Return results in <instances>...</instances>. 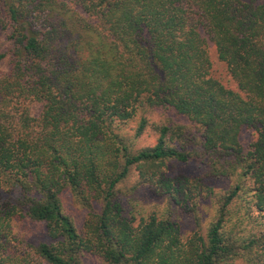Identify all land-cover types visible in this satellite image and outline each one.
Returning a JSON list of instances; mask_svg holds the SVG:
<instances>
[{
    "label": "trees",
    "instance_id": "1",
    "mask_svg": "<svg viewBox=\"0 0 264 264\" xmlns=\"http://www.w3.org/2000/svg\"><path fill=\"white\" fill-rule=\"evenodd\" d=\"M0 31V264H264V0H0Z\"/></svg>",
    "mask_w": 264,
    "mask_h": 264
},
{
    "label": "rangeland",
    "instance_id": "2",
    "mask_svg": "<svg viewBox=\"0 0 264 264\" xmlns=\"http://www.w3.org/2000/svg\"><path fill=\"white\" fill-rule=\"evenodd\" d=\"M7 45H8V39L6 38V33L4 31H0V52L5 50ZM6 68H7L6 61L0 62V73ZM29 107L31 108L30 114L31 113H33L34 115L38 114L37 113L38 109H39V103L38 102H32L29 105ZM128 128L129 127H124L125 130ZM195 129H196L195 127H191L189 129V131L188 130L187 131L192 133V132L196 131ZM122 132H123V135L125 137H128V134L124 130ZM152 135H153L152 133H151V135L146 133V135H145L146 137L144 139H140V137L134 138V136L129 137L131 140V149L136 150L138 148H142L143 146H149L154 141V137H152ZM178 167H179L180 172H183V173H185V175H189V176H193L194 173H197V170H198L195 167V164L192 162L187 163V164H183V165H178ZM136 181H137V176H135L133 172H130L129 174L127 173V175L125 177H123L122 180H120L117 183L118 186L116 187V189L119 188V191L121 193L129 192L130 188L135 187V184H137ZM227 182H228V180H220V179L211 180V184H213V186H214L213 192H218V191H221L224 188H226ZM133 195L141 202V200H142V199H140L141 197H139L135 192H133ZM139 201H137V202H139ZM215 201L218 203L217 198H215V196L212 199L211 198L209 199L207 197V199H205V201H204L205 207H203V209L205 210V214H207V216L209 218H211L214 214V207L213 206L217 205V203ZM97 203H99V202H97ZM76 204L77 203L75 202L74 203L75 207L77 208V210H80L79 208H82V207H80L79 205H76ZM140 205L141 204L137 203V206H140ZM98 206H99L98 204H92L91 205V207L95 210L98 209ZM82 209H84V208H82ZM84 210L85 211L82 214L83 217H81L82 223L86 218H87L88 224L93 219H96V216H88V213L93 212L91 210L90 206H86ZM154 212H156L155 215L157 217H160V218H161V215L162 216L167 215L168 217L170 215L175 216V214H173V212L171 210V207L165 202H160L156 206V209ZM81 264H99V263L94 256H91V254L86 253L84 258L81 259Z\"/></svg>",
    "mask_w": 264,
    "mask_h": 264
}]
</instances>
